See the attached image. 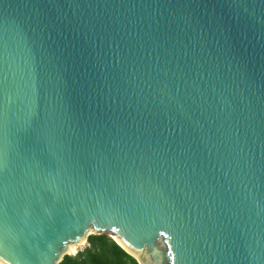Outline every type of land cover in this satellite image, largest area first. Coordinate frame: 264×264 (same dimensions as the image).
I'll return each mask as SVG.
<instances>
[{
    "label": "water",
    "instance_id": "water-1",
    "mask_svg": "<svg viewBox=\"0 0 264 264\" xmlns=\"http://www.w3.org/2000/svg\"><path fill=\"white\" fill-rule=\"evenodd\" d=\"M0 218L5 264H264V0H0Z\"/></svg>",
    "mask_w": 264,
    "mask_h": 264
},
{
    "label": "trees",
    "instance_id": "trees-1",
    "mask_svg": "<svg viewBox=\"0 0 264 264\" xmlns=\"http://www.w3.org/2000/svg\"><path fill=\"white\" fill-rule=\"evenodd\" d=\"M61 264H140L108 234H91L88 243L75 254L64 256Z\"/></svg>",
    "mask_w": 264,
    "mask_h": 264
},
{
    "label": "snow or ice",
    "instance_id": "snow-or-ice-1",
    "mask_svg": "<svg viewBox=\"0 0 264 264\" xmlns=\"http://www.w3.org/2000/svg\"><path fill=\"white\" fill-rule=\"evenodd\" d=\"M3 231V221H2V218H0V232Z\"/></svg>",
    "mask_w": 264,
    "mask_h": 264
},
{
    "label": "bare ground",
    "instance_id": "bare-ground-1",
    "mask_svg": "<svg viewBox=\"0 0 264 264\" xmlns=\"http://www.w3.org/2000/svg\"><path fill=\"white\" fill-rule=\"evenodd\" d=\"M77 252V247L73 248L71 254H75Z\"/></svg>",
    "mask_w": 264,
    "mask_h": 264
},
{
    "label": "rangeland",
    "instance_id": "rangeland-1",
    "mask_svg": "<svg viewBox=\"0 0 264 264\" xmlns=\"http://www.w3.org/2000/svg\"><path fill=\"white\" fill-rule=\"evenodd\" d=\"M85 245H86V244H85ZM85 245L78 246V247H77V251L80 250V249H82Z\"/></svg>",
    "mask_w": 264,
    "mask_h": 264
},
{
    "label": "built area",
    "instance_id": "built-area-1",
    "mask_svg": "<svg viewBox=\"0 0 264 264\" xmlns=\"http://www.w3.org/2000/svg\"><path fill=\"white\" fill-rule=\"evenodd\" d=\"M0 264H5V263H3V262L0 260Z\"/></svg>",
    "mask_w": 264,
    "mask_h": 264
}]
</instances>
